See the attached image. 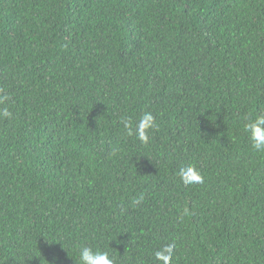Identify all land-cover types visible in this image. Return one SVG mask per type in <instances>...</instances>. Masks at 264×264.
Here are the masks:
<instances>
[{
    "label": "trees",
    "instance_id": "16d2710c",
    "mask_svg": "<svg viewBox=\"0 0 264 264\" xmlns=\"http://www.w3.org/2000/svg\"><path fill=\"white\" fill-rule=\"evenodd\" d=\"M0 90V264H264V0H0Z\"/></svg>",
    "mask_w": 264,
    "mask_h": 264
},
{
    "label": "clouds",
    "instance_id": "9594fccd",
    "mask_svg": "<svg viewBox=\"0 0 264 264\" xmlns=\"http://www.w3.org/2000/svg\"><path fill=\"white\" fill-rule=\"evenodd\" d=\"M2 91L0 90V92ZM10 98L8 95H0V105H4ZM13 118L12 112L7 107L0 110V120ZM121 123L127 136L135 137L143 144L150 142L149 134L157 128L153 114L148 111H145L136 123H133L130 118H122ZM243 127L244 131L248 133L252 149L264 152V113L257 115L254 119L248 118V122ZM178 175L185 186L203 183L204 180L200 170L191 163L181 167ZM175 247L174 241L165 245L155 252V260L162 264H171ZM77 251L78 264H116V258L110 256L108 251L100 249L94 251L91 247L83 245L79 246Z\"/></svg>",
    "mask_w": 264,
    "mask_h": 264
}]
</instances>
